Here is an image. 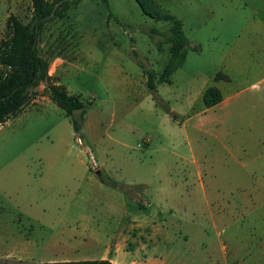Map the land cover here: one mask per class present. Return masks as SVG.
Masks as SVG:
<instances>
[{
    "label": "rangeland",
    "instance_id": "374dc122",
    "mask_svg": "<svg viewBox=\"0 0 264 264\" xmlns=\"http://www.w3.org/2000/svg\"><path fill=\"white\" fill-rule=\"evenodd\" d=\"M96 2L47 22L40 43L53 82L87 106L81 130L47 82L0 128V264L100 258L122 235L129 262L264 264V0ZM32 11L0 0V41ZM210 87L222 98L208 107Z\"/></svg>",
    "mask_w": 264,
    "mask_h": 264
},
{
    "label": "trees",
    "instance_id": "16d2710c",
    "mask_svg": "<svg viewBox=\"0 0 264 264\" xmlns=\"http://www.w3.org/2000/svg\"><path fill=\"white\" fill-rule=\"evenodd\" d=\"M80 0H33L32 17L29 23L22 22L17 16L10 15L8 19V31L0 41V126L5 124L29 102L31 90L43 82L49 83L46 87L50 99L61 108L65 116L70 118L75 133L81 130V123L85 119L86 104L78 96L70 95L67 89L53 83L49 76V64L40 55L41 35L45 24L60 17L71 5ZM107 5V0H102ZM144 11L151 0H137ZM61 3L52 18L47 19L53 12L56 4ZM153 19L161 16L149 14ZM172 25V31L168 35V41L172 43L173 56L179 55L184 62L186 51L184 45L187 41L178 28V20L172 16L164 15ZM108 18H112L109 14ZM183 46V49L181 50ZM180 62V63H182ZM147 77L148 88L155 90V72L144 70ZM220 91L210 87L205 95L206 106L211 107L221 101ZM80 112V119L74 114ZM45 264H112L109 261H65L49 262Z\"/></svg>",
    "mask_w": 264,
    "mask_h": 264
},
{
    "label": "crops",
    "instance_id": "0c3cea01",
    "mask_svg": "<svg viewBox=\"0 0 264 264\" xmlns=\"http://www.w3.org/2000/svg\"><path fill=\"white\" fill-rule=\"evenodd\" d=\"M97 1L96 3L99 2V0H95ZM137 1V0H136ZM82 5V4H81ZM81 7V6H79ZM85 10H88L87 12V15L89 16L90 20H94V16H95V10L94 7L90 4H87L85 5ZM63 65H64V61H62L60 64H59V68H58V73L57 75H63L62 73H64V71L62 72V70H65L63 68ZM50 74V73H49ZM54 83V82H53ZM54 84H57V83H54ZM68 91V90H67ZM52 101V100H51ZM52 104H55L53 101H52ZM10 120V119H9ZM8 120V121H9ZM7 121V122H8ZM6 122V123H7ZM5 123V124H6ZM4 125V124H3ZM1 125L0 128L3 126ZM205 219H207L206 217H204ZM197 219V218H196ZM202 219V218H201ZM212 221H213V225H214V221L218 218H216L213 214H212V217H211ZM125 237L122 235L120 237V240L119 242H117L116 244V248L114 249L112 247V245L114 243L111 242L110 246L107 247L106 249V253L104 254L103 257H100V258H97L95 256H90V255H83L81 257H70V256H65L64 257H60L59 259H55V260H52L51 262H65V261H74V262H78V261H100V260H103V261H109L111 262L112 264H155V263H150V262H147L143 259H140V262H134V261H127L128 260V254L123 252V250L125 251ZM114 244V245H115ZM78 245H81V244H78ZM73 249L76 250L75 247H73ZM140 250V249H139ZM138 250V251H139Z\"/></svg>",
    "mask_w": 264,
    "mask_h": 264
},
{
    "label": "water",
    "instance_id": "95a60500",
    "mask_svg": "<svg viewBox=\"0 0 264 264\" xmlns=\"http://www.w3.org/2000/svg\"><path fill=\"white\" fill-rule=\"evenodd\" d=\"M65 1H73V0H65ZM60 4H61V3L56 4V6H55L53 12L51 13V15H50L47 19H50V18H52V17L54 16L55 11L58 9V7L60 6ZM98 173H99V172H98Z\"/></svg>",
    "mask_w": 264,
    "mask_h": 264
}]
</instances>
